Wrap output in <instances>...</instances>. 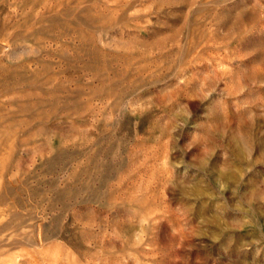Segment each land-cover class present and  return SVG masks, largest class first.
<instances>
[{
	"label": "rangeland",
	"instance_id": "obj_1",
	"mask_svg": "<svg viewBox=\"0 0 264 264\" xmlns=\"http://www.w3.org/2000/svg\"><path fill=\"white\" fill-rule=\"evenodd\" d=\"M0 264H264V0H0Z\"/></svg>",
	"mask_w": 264,
	"mask_h": 264
}]
</instances>
